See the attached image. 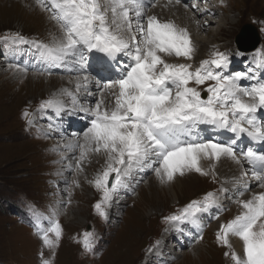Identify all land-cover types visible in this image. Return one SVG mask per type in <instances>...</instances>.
<instances>
[{"label":"snow or ice","instance_id":"snow-or-ice-1","mask_svg":"<svg viewBox=\"0 0 264 264\" xmlns=\"http://www.w3.org/2000/svg\"><path fill=\"white\" fill-rule=\"evenodd\" d=\"M180 2L176 0L177 4ZM38 3L51 13L60 34L54 35L51 43L29 41L15 34L13 42L31 43L40 61L50 67L67 68L74 64L79 66L78 71L86 70L90 54H100L95 56L96 72L107 81L103 88L112 97L110 106L98 101L95 107L80 109L91 120L82 133L83 143L76 144L80 148L76 167L83 170L82 163L89 153L105 156L102 171L91 181L102 193L94 205L96 212L101 217L107 216V207L118 190L126 187L125 181L134 169L151 168L161 183H171L177 176L192 172L214 173L222 159L242 168L246 163L249 168L233 178V183L240 185L235 200L240 212L220 224L217 241L229 249L225 256L233 264H264V151L251 145L245 150L238 145L242 137L264 143V118L258 116L264 111V77L256 72L264 69V50L253 57L255 67L246 71L225 74L229 54L218 49L193 68L191 63H172L166 59L191 61L196 46L186 27L147 14V8L155 6L154 0H38ZM192 7H197L195 2ZM241 80L254 82L241 86ZM90 83V76L85 74L78 78L76 89L87 91ZM206 84L204 97L199 86ZM61 95L70 96L76 104V96L68 89H62ZM63 107L64 102L55 97L41 102L42 109L60 111ZM24 116L27 118L29 113L25 111ZM201 125L233 135L205 139ZM66 147H71V143ZM202 161L210 162L208 171ZM249 172L250 180H244ZM252 181L261 191H252ZM220 191L227 189L222 187ZM246 192H251L250 198L241 199ZM217 206L218 194L208 192L164 219L199 227L200 214ZM45 219L47 226L37 215V235L44 247L54 249L61 239L62 225L55 212ZM233 236L242 242L243 255L233 249L229 239ZM82 243L86 250L91 248V233H84ZM42 264L49 261L42 259Z\"/></svg>","mask_w":264,"mask_h":264},{"label":"rangeland","instance_id":"rangeland-1","mask_svg":"<svg viewBox=\"0 0 264 264\" xmlns=\"http://www.w3.org/2000/svg\"><path fill=\"white\" fill-rule=\"evenodd\" d=\"M214 6L218 7L212 12L215 17L191 36L196 46L194 56L209 54L214 49L234 48V39L245 24L257 27L261 36L260 49H264V0H216ZM50 17L37 0H0V41L5 40L4 37L12 40L15 34H19L31 41L51 43L52 37L59 35V26ZM201 41L209 44L211 49L208 51L211 52H204L207 49L202 47ZM180 60L183 63L192 61ZM46 77L20 71L18 67H0V264H42V259L48 260L49 264H144L157 254V251L150 250L144 257V248L171 225L164 217L199 196L203 197L205 191L213 189L211 180H217L216 176L196 178L194 184L186 188L174 181L160 183L152 171L137 187L134 197L123 202L122 214L113 215L121 218L117 226L109 227L95 212L94 204L102 193L91 183L102 171L105 156L89 153L82 163V173H77L69 183L65 175L68 172L66 165H61V158L54 154L49 144L52 140L36 134L27 126L41 102L58 97V93L69 84L62 81L66 78ZM53 81L54 86L48 89L47 82ZM204 88L200 87L201 92ZM25 111L29 113L27 118ZM77 141L83 143V138ZM76 144L74 147L79 152ZM73 167L76 164L73 163ZM148 170L151 168L143 169L142 176ZM63 181L68 182L66 187ZM54 183L58 185L57 189L53 188ZM57 191L66 196L56 204ZM19 210L27 215L42 214L43 224L47 215L55 212L61 225L65 226L58 246L54 249L44 247L30 226L26 228L19 224L15 214ZM94 228L101 230H97L101 232L99 240L91 246L89 253L81 254L79 240ZM199 243L203 247L198 251V259L203 264H231V258L225 256L229 250L218 245L215 234L207 233ZM233 249L237 253L240 250ZM188 251L174 254L175 261L171 264H197L198 255H189Z\"/></svg>","mask_w":264,"mask_h":264},{"label":"bare ground","instance_id":"bare-ground-1","mask_svg":"<svg viewBox=\"0 0 264 264\" xmlns=\"http://www.w3.org/2000/svg\"><path fill=\"white\" fill-rule=\"evenodd\" d=\"M173 7V6H172ZM162 11H160V14L161 16L163 17H166L167 20L171 19V20H174L178 25H181L183 27H186L191 36L193 37V34L195 32H197V26L195 25V23H192L189 21V19H192L191 17H189L188 15L186 16L185 14L183 15L178 9L176 8H172L171 10H169V13L167 15H164V14H161ZM159 13V12H158ZM173 18V19H172ZM193 21V20H192ZM207 23H210L211 20H206ZM213 23V21H212ZM231 24V22H229ZM206 24L202 25L203 27H205ZM195 37V36H194ZM200 37V36H199ZM197 40V39H196ZM203 40V39H202ZM195 41V40H194ZM193 41V42H194ZM204 41V40H203ZM198 42V41H197ZM202 42V41H201ZM203 43V42H202ZM204 45L202 46L203 48L207 49H211L210 46H208L209 44L208 43H203ZM199 45V44H197ZM201 45V44H200ZM213 47V46H212ZM202 48V49H203ZM201 49V50H202ZM204 49V50H205ZM213 49V48H212ZM200 50V51H201ZM166 59L168 61H170V57H166ZM181 61V60H180ZM181 63V62H180ZM47 78V77H46ZM62 81H67V83L70 82V80L66 79V80H62ZM54 82L51 83V82H47V85L46 87L48 89L52 88V86H54ZM77 83V81H76ZM69 85V84H68ZM67 87V86H66ZM56 88V87H55ZM54 88V89H55ZM56 90V89H55ZM47 92V91H46ZM56 95V94H55ZM64 96H67V95H64ZM59 113V112H58ZM209 161H202V166L204 167V169L207 171L208 168H209ZM67 166V164H66ZM241 171V166L240 165H237L235 164L233 161L229 160V159H222L219 163L216 164V167H215V174L218 175L220 177V179L222 181H229V180H233V178L235 177L236 174H238L239 172ZM212 174V171L208 172V175ZM205 175H201L199 173H195V172H192V173H188L186 174L185 176H177V178L174 180V182L177 184V185H180V186H183V187H186V188H189L191 187L196 178H204ZM161 183V182H160ZM225 187L228 188V184H225ZM140 203V202H139ZM138 203V204H139ZM182 242V241H181ZM186 244H184L185 246ZM202 244L197 242L196 244H194V246H192L188 253L189 255H193V256H197L198 255V251L199 249L203 247V245L201 246ZM236 245V244H235ZM237 246V245H236ZM240 251V250H239ZM187 255V254H186ZM200 255V254H199ZM199 255L196 257L197 259L199 258ZM200 259H198L197 261V264H203L201 262V260L199 261ZM195 262H192L191 264H193Z\"/></svg>","mask_w":264,"mask_h":264},{"label":"water","instance_id":"water-1","mask_svg":"<svg viewBox=\"0 0 264 264\" xmlns=\"http://www.w3.org/2000/svg\"><path fill=\"white\" fill-rule=\"evenodd\" d=\"M255 46H256V44H255V42H254V43L252 44V46H251V47H252L251 49H253Z\"/></svg>","mask_w":264,"mask_h":264}]
</instances>
